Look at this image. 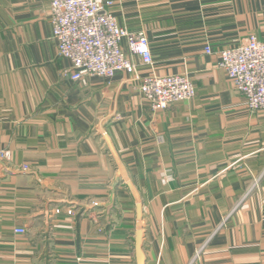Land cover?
I'll return each instance as SVG.
<instances>
[{"label":"crops","instance_id":"1","mask_svg":"<svg viewBox=\"0 0 264 264\" xmlns=\"http://www.w3.org/2000/svg\"><path fill=\"white\" fill-rule=\"evenodd\" d=\"M110 11L146 32L154 63L124 39L136 73L75 81L51 0H0V264H264V114L217 64L264 40V0ZM150 74L185 75L196 94L152 109Z\"/></svg>","mask_w":264,"mask_h":264},{"label":"built area","instance_id":"2","mask_svg":"<svg viewBox=\"0 0 264 264\" xmlns=\"http://www.w3.org/2000/svg\"><path fill=\"white\" fill-rule=\"evenodd\" d=\"M113 5L114 0H51L53 36L58 54L72 62L73 80L79 81L86 76L113 78L120 72L136 73L135 63L122 46L124 39L130 54L139 56L143 65L154 63L146 32H132L122 27L110 11ZM206 50L209 52V47ZM217 64L234 81L248 110L264 114V40L250 35L239 45L222 50ZM140 91L155 110L168 109L196 94L193 82L182 74L147 75ZM4 159H9L8 152L0 150V161ZM56 212L75 214L73 209L64 211V208H57ZM15 232L23 234L26 229L18 227Z\"/></svg>","mask_w":264,"mask_h":264},{"label":"water","instance_id":"3","mask_svg":"<svg viewBox=\"0 0 264 264\" xmlns=\"http://www.w3.org/2000/svg\"><path fill=\"white\" fill-rule=\"evenodd\" d=\"M140 240H141V232H138V234H137V247L138 248L140 246Z\"/></svg>","mask_w":264,"mask_h":264}]
</instances>
